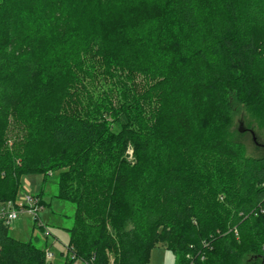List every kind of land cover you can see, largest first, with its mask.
I'll return each mask as SVG.
<instances>
[{"label": "trees", "instance_id": "obj_1", "mask_svg": "<svg viewBox=\"0 0 264 264\" xmlns=\"http://www.w3.org/2000/svg\"><path fill=\"white\" fill-rule=\"evenodd\" d=\"M87 80L116 105L82 106ZM237 101L264 127V0H0V203L56 175L75 207L64 264L159 246L264 264V156L226 135ZM46 253L0 219V264Z\"/></svg>", "mask_w": 264, "mask_h": 264}, {"label": "rangeland", "instance_id": "obj_2", "mask_svg": "<svg viewBox=\"0 0 264 264\" xmlns=\"http://www.w3.org/2000/svg\"><path fill=\"white\" fill-rule=\"evenodd\" d=\"M87 81V94L90 96L86 99H83L78 93L73 96L79 98L80 101L82 100V103H84L82 106L90 108L93 103H101L105 98V94L106 98H111L113 104L116 105L118 95L111 89L108 82L97 85L91 83L90 80ZM11 129L7 132L9 135L8 143L10 144L14 136H17L18 131ZM226 135L228 138L243 142L246 146L247 155L264 156V127L258 118L246 110L242 102L237 101L235 103V111L230 124L226 128ZM127 155H129L128 159L133 161L134 156L131 148L128 149ZM57 193L56 175L48 176L46 179L39 175L22 176L16 199L17 203L24 204L26 195H40L44 207L39 208L37 213L23 211L9 225L11 236L21 241H32L36 246L52 255L47 264H64L69 241L67 228L73 224L75 210L72 203L58 198ZM149 264H175V256L172 251L159 246L152 250Z\"/></svg>", "mask_w": 264, "mask_h": 264}, {"label": "built area", "instance_id": "obj_3", "mask_svg": "<svg viewBox=\"0 0 264 264\" xmlns=\"http://www.w3.org/2000/svg\"><path fill=\"white\" fill-rule=\"evenodd\" d=\"M24 204L18 205L12 201L7 202L6 204L0 203V219H2L5 224L10 225L15 221L23 211H29L30 213H37L39 208H42L39 198L32 195H26L24 197ZM47 260H51L52 255L46 253ZM75 259V256L72 257Z\"/></svg>", "mask_w": 264, "mask_h": 264}]
</instances>
